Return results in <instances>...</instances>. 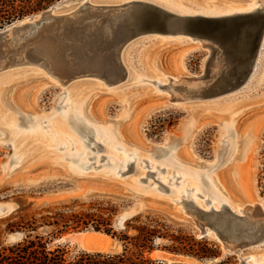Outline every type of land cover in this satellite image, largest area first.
Returning a JSON list of instances; mask_svg holds the SVG:
<instances>
[{
	"label": "rangeland",
	"instance_id": "obj_1",
	"mask_svg": "<svg viewBox=\"0 0 264 264\" xmlns=\"http://www.w3.org/2000/svg\"><path fill=\"white\" fill-rule=\"evenodd\" d=\"M62 1L44 9L55 7L57 21L12 32L0 46V262L13 257L12 247L27 237L47 240L48 235L50 249L65 245L72 257L80 248L63 239L93 232L92 223L56 237L44 223L60 215L84 220L102 215L110 216L115 234L99 232L117 245L110 255L123 253L125 246L132 250L120 240L122 234L133 237L146 228L168 235L155 237L152 249L144 252L152 260L157 254L190 256L172 251L179 247L176 239L186 238L218 250V257L201 260L236 264L238 257L224 253L214 238L196 236V217L178 210H185L184 198L203 209L219 208L221 202L243 214L264 209V49L246 84L203 96L220 80L233 86L239 70L226 71L221 56L210 58L198 42L139 36L116 48L97 45L99 40L94 45L81 26L70 31L69 25L81 22L88 29L104 23L114 10L108 7L120 0H89L85 6ZM167 1L220 12L247 9L251 1L264 5V0ZM71 43L78 62L94 69L74 67ZM61 44L69 46L63 57ZM93 51L105 60L91 58ZM247 139L251 143L245 150ZM213 172L227 196L214 186ZM120 214L127 217L116 226ZM16 233L19 239L10 242ZM243 254L264 257V245Z\"/></svg>",
	"mask_w": 264,
	"mask_h": 264
},
{
	"label": "water",
	"instance_id": "obj_2",
	"mask_svg": "<svg viewBox=\"0 0 264 264\" xmlns=\"http://www.w3.org/2000/svg\"><path fill=\"white\" fill-rule=\"evenodd\" d=\"M74 0H63L61 4H67ZM85 6L89 0H77ZM119 5L110 6L113 12L109 13L104 23L86 28V24L76 23L69 25L70 31L76 27L94 35L95 43L105 44L107 47H119L120 44L139 36H151L169 41H192L198 42L210 51V58L215 53L221 56L225 64V70H239V79L233 86H224L222 81L204 91L202 95H216L232 91L246 84L260 53L264 49V5L249 12H239L220 16H205L200 14L181 15L168 10L160 5L150 4L141 0L116 1ZM103 8V7H100ZM55 7L42 11L39 15L17 21L9 27L0 30V46L12 32L20 29H33L48 20H58L59 16L54 14ZM99 13V12H98ZM78 30V31H79ZM105 32V34H103ZM97 33V34H96ZM75 38V37H74ZM73 38V39H74ZM75 40V39H74ZM94 43V45H95ZM91 45V46H94ZM59 54L62 56L64 48L62 45ZM71 54L75 57V63L79 60L78 51L74 44H70ZM89 52L91 50H88ZM87 52V50L85 51ZM84 52V54H85ZM94 52V51H93ZM113 51H110L112 55ZM89 55L91 58L105 60L98 55ZM82 56V54L80 55ZM89 61V60H88ZM89 64L78 62V68H88ZM223 74V73H222ZM100 146L99 144H95ZM125 172H122L124 174ZM184 214L193 218L192 225L196 229V236L205 238L204 230L213 233L214 239L223 247L226 254H234L238 257L236 264H262L254 263L249 259L251 254H243L242 251L256 246L264 245V212L259 209L256 214H237L228 206L223 205L219 210H203L193 202H184ZM125 214L118 215L115 225L119 226ZM89 232V231H88ZM94 233H99L93 231ZM83 233V232H81ZM81 233L71 234L63 240L69 244L80 247L81 252L89 254H102L97 250L105 248L97 241L86 240L80 237ZM21 234L16 233L9 236V241L18 240ZM92 251V252H91ZM160 262L170 264H213L214 260H197L190 256H172L157 254Z\"/></svg>",
	"mask_w": 264,
	"mask_h": 264
},
{
	"label": "trees",
	"instance_id": "obj_3",
	"mask_svg": "<svg viewBox=\"0 0 264 264\" xmlns=\"http://www.w3.org/2000/svg\"><path fill=\"white\" fill-rule=\"evenodd\" d=\"M56 1L58 0H0V27L26 15L44 10ZM87 222L92 223L94 231H103L107 235L115 236L110 228V216L91 215L87 220H84L78 215H71L69 218L60 215L58 219L44 223V225L52 227L51 237H56L68 229H75L80 224L87 225ZM28 228L29 231H34L35 227L30 226ZM157 236L160 238L168 237L167 232L159 234L155 229L143 228L136 236L128 237L125 234L120 236V240L129 244L132 250H128L125 246L124 252L117 255L78 252L72 257L69 256V251L65 245H56L50 249L47 246L49 235L47 240H43L39 236L32 239L27 237V240L25 239L12 247L13 257L3 260L0 264H166L144 255L145 251L152 249L153 240ZM192 242L194 243L191 244ZM176 243L179 247H173L172 251L174 252L184 253L199 260L218 257L216 247L214 245L209 246L205 241L196 242L193 239L181 238L176 239ZM195 246L196 248H194Z\"/></svg>",
	"mask_w": 264,
	"mask_h": 264
},
{
	"label": "bare ground",
	"instance_id": "obj_4",
	"mask_svg": "<svg viewBox=\"0 0 264 264\" xmlns=\"http://www.w3.org/2000/svg\"><path fill=\"white\" fill-rule=\"evenodd\" d=\"M121 1H128V0H120L119 2H121ZM160 1H162V0H160ZM163 1H165L166 3H169V5L168 4H163V5H160V6H162V7H164V8H166V9H168V10H171V11H173V12H175V13H177V14H181V15H191V14H200V15H205V16H220V15H228V14H234V13H239V12H249V11H252V10H254V9H256L257 7H259V6H257V7H255V5H257V2L256 1H251L250 3H249V7L247 8V9H237V10H230V11H222V12H220V11H213V10H194L193 8H188V7H183V6H177V5H175V4H173L172 2H168L167 0H163ZM156 2V1H155ZM158 2V1H157ZM263 3V2H262ZM160 4V3H159ZM162 4V3H161ZM170 5H172V6H170ZM260 5V4H259ZM254 7V8H253ZM106 15V14H105ZM107 16V15H106ZM57 21V20H56ZM85 34L86 35H88L89 37H90V42L89 43H95V40H94V38H93V35L92 34H90V33H88V32H86L85 31ZM103 34H105V32L103 33ZM10 36V35H9ZM206 49V48H205ZM261 54H262V52L260 53V55H259V57L257 58V60H256V63H255V65H254V67L256 66V65H258V61H259V59H260V57H261ZM210 55V54H209ZM209 59V58H208ZM216 60V59H215ZM209 61V60H208ZM214 61V60H213ZM220 61V60H219ZM217 62V61H216ZM212 63V62H211ZM210 63V65H212V67H214L215 65L217 66V64H215V63H213V64H215L214 66H213V64H211ZM218 63V62H217ZM220 66V65H219ZM218 66V67H219ZM209 68V67H208ZM215 68V67H214ZM92 69H94V68H92ZM110 70H113V69H109L108 70V72H105V73H107L106 75H108V77L109 76H111V72H110ZM210 70V69H209ZM214 70V69H213ZM253 70H254V68H253ZM252 72H255V71H252ZM252 72H251V74H252ZM159 73H161V75H164L160 70H159ZM250 74V76H249V78H248V80L250 79V77L251 76H253V74L251 75ZM113 79V78H112ZM247 80V81H248ZM192 135V134H191ZM191 135H189L188 136V139L190 140L191 139ZM85 138V137H84ZM87 138V137H86ZM177 139V141L180 139L179 137L178 138H176ZM87 139H85V141H86ZM189 140H187L186 139V141H189ZM84 141V142H85ZM88 141V140H87ZM87 141H86V143H87ZM250 143H251V139H247L246 141H245V143H244V149L245 150H248V148H249V146H250ZM96 143H94V145H95ZM87 145V144H86ZM94 145H91V146H89L91 149L93 148V146ZM96 146V145H95ZM127 164H129V163H126L125 165H121V168H123V167H125ZM130 165V164H129ZM128 165V166H129ZM84 165L83 164H80L79 165V167L80 168H82ZM83 168H85V167H83ZM121 168H119V169H121ZM149 174H151V173H149ZM212 181H213V184H214V186L216 187V189H217V191H219L220 192V194H223V195H226L227 196V193L225 192V190H224V188H223V186H221V184L219 183V182H217V179L215 178V176H214V172H213V174H212ZM205 191L208 193V194H211V190H210V187H206V189H205ZM185 200V199H184ZM186 200H189V199H186ZM192 200V199H191ZM195 204V203H194ZM196 205V204H195ZM223 205H226L224 202H221L220 204H219V208H215V207H213V206H210L209 208H207V209H203V208H201V207H199V206H197V207H199L200 209H203V210H209V209H214V210H219ZM260 205V204H259ZM227 206V205H226ZM253 209V208H252ZM261 209V208H260ZM178 210V209H177ZM264 209H261V211H263ZM179 212H181V213H183L184 211H183V209L181 210V209H179L178 210ZM237 212V214L239 213V214H242V212H243V210H241V211H236ZM235 212V213H236ZM264 212V211H263ZM127 217V215L123 218V219H125ZM204 233L206 234V237H208V238H214V235H213V233L211 232V231H209V230H204ZM80 237L81 238H83V239H86V240H93V241H97V242H99L100 244H103V246H105V248H102V249H100V250H97L99 253H102V254H108V253H114V251L116 250V248H117V245H115V246H112L111 244H110V242H109V237L108 236H106L105 234H103V233H94V232H83V233H81L80 234ZM80 248V247H79ZM81 249V248H80ZM92 252V251H91ZM249 259L250 260H252L254 263H256V262H258V263H262V264H264V257H258V256H254V255H251L250 257H249ZM168 264H170V262L168 261L167 262Z\"/></svg>",
	"mask_w": 264,
	"mask_h": 264
},
{
	"label": "flooded vegetation",
	"instance_id": "obj_5",
	"mask_svg": "<svg viewBox=\"0 0 264 264\" xmlns=\"http://www.w3.org/2000/svg\"><path fill=\"white\" fill-rule=\"evenodd\" d=\"M184 199H185V200H184ZM184 199H182V200H184L183 202H193V203H195V202H194L193 200H191L190 198H184ZM186 199H189V200L186 201ZM206 202H208V201H205V203H206Z\"/></svg>",
	"mask_w": 264,
	"mask_h": 264
}]
</instances>
